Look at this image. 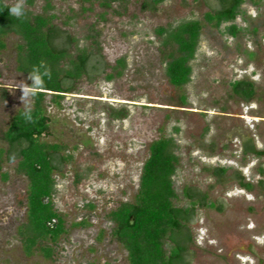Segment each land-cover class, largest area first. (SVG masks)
Instances as JSON below:
<instances>
[{
	"label": "rangeland",
	"instance_id": "1",
	"mask_svg": "<svg viewBox=\"0 0 264 264\" xmlns=\"http://www.w3.org/2000/svg\"><path fill=\"white\" fill-rule=\"evenodd\" d=\"M144 2L122 0L107 7L97 0H26L33 14L54 15L56 41L70 58L82 48L90 55L89 71L72 83V92L58 104L51 94L43 102L50 126L44 140L61 145L53 159L52 201L66 227L51 258L40 252L27 255L18 232L26 221L27 179L15 169L19 146L9 144L3 132L12 116L24 110L15 85L31 80L17 69L22 39L4 36L0 264H128L108 213L133 201L149 145L159 137H173L176 143L174 204L186 205L184 190L190 188L222 207L196 206L187 222L190 264H264V187L257 183L264 178L259 174L264 155L243 151L248 137L264 149V0H244L233 21L239 27L236 36L225 31L231 22L215 27L204 20L206 12L221 8L220 0ZM189 19L200 20L202 29L189 61L190 80L178 87L166 76L170 47L161 45L157 28ZM236 80L254 83L250 101L232 91ZM118 110L126 116L112 117ZM221 166L226 172L218 176L214 170ZM237 172L251 184L249 189L239 186ZM171 245L166 236L165 248Z\"/></svg>",
	"mask_w": 264,
	"mask_h": 264
},
{
	"label": "trees",
	"instance_id": "2",
	"mask_svg": "<svg viewBox=\"0 0 264 264\" xmlns=\"http://www.w3.org/2000/svg\"><path fill=\"white\" fill-rule=\"evenodd\" d=\"M97 1L108 7L112 2L122 0ZM160 1L162 0H145L144 3L145 6H151ZM220 2L221 8L206 12L204 20L215 27L231 22L225 26V31L231 36H236L239 27L233 21L241 12L240 7L244 0ZM11 5L6 0H0V50L5 47V35H18L22 43L18 46L17 69L28 74L33 65L43 60L52 73L51 79L45 80V86L39 89L33 98L35 122H25L22 116L24 110H18L3 132V138L9 144L19 146L15 169L27 179L26 221L18 228L24 252L27 255L40 252L44 257L51 258L54 245L66 231V227L63 217L54 208L52 201L55 191L53 171L56 168L53 159L54 154L60 151L61 145L44 140L50 132V126L43 102L44 97L51 94L52 101L58 104L66 93H71L72 83L89 71L87 65L90 55L82 48L74 58H70L66 48L56 41L58 28L51 24L53 14H33L26 8L25 17L17 19L9 14L7 7ZM46 5L48 7V2ZM201 29L202 22L197 19L183 20L174 26L157 28L161 45L170 47L165 73L168 81L174 86L180 87L190 80L192 68L189 61L194 57ZM118 63L123 66V59ZM108 77L111 78L112 74ZM231 86L232 91L243 100L252 99L255 91L252 81L236 80L231 82ZM111 115L122 118L126 116V111L118 110ZM247 142L244 143L245 153L264 155V150H257ZM175 148L173 137H159L153 140L141 168L133 201L121 202L108 213V218L114 223L112 235L126 249L128 264H190L188 243L192 237L187 222L193 219L196 206L215 207L218 210L222 208L220 204L216 205L208 200L206 194L190 188L184 190L188 203L182 206L174 204L177 192L172 176L178 161ZM3 152L0 148V168ZM225 172L226 168L222 166L214 170L218 176ZM261 172L264 174L263 170ZM236 176L241 185L251 187L250 183L242 182L243 176L240 172H237ZM81 223L73 222V225ZM166 236L172 242L168 250L164 246Z\"/></svg>",
	"mask_w": 264,
	"mask_h": 264
},
{
	"label": "clouds",
	"instance_id": "3",
	"mask_svg": "<svg viewBox=\"0 0 264 264\" xmlns=\"http://www.w3.org/2000/svg\"><path fill=\"white\" fill-rule=\"evenodd\" d=\"M11 17L21 19L26 15V0H15V2L7 7ZM52 73L46 61L41 60L37 65H33L28 72V80L32 83L28 84L26 81H19L14 88H19L21 91L20 100L22 102L24 111L22 113L23 119L27 123H34L32 100L38 94V90L45 86V80L51 79Z\"/></svg>",
	"mask_w": 264,
	"mask_h": 264
},
{
	"label": "flooded vegetation",
	"instance_id": "4",
	"mask_svg": "<svg viewBox=\"0 0 264 264\" xmlns=\"http://www.w3.org/2000/svg\"><path fill=\"white\" fill-rule=\"evenodd\" d=\"M249 140H250V141H249ZM246 141L250 142V143L254 146V148H256L255 143H254V141H253L252 138L248 137V138L246 139ZM246 141H245V142H246ZM245 142H243V151H244V143H245ZM248 142H247V143H248ZM256 149H257V148H256ZM257 150H264V149H257ZM248 153H250V152H248ZM262 170L264 171V169H263L262 167L259 168V174H260L261 176L264 175V174L261 172ZM242 182H243V183H248V182H245V181H244V178H243ZM257 183H258V185H260L261 187H264V178H260V179H258V180H257ZM238 184H239V186H240L241 188L249 189V188H246V187H244L243 185H241V184L239 183V180H238Z\"/></svg>",
	"mask_w": 264,
	"mask_h": 264
},
{
	"label": "water",
	"instance_id": "5",
	"mask_svg": "<svg viewBox=\"0 0 264 264\" xmlns=\"http://www.w3.org/2000/svg\"><path fill=\"white\" fill-rule=\"evenodd\" d=\"M132 221H133V216L130 217V222L132 223Z\"/></svg>",
	"mask_w": 264,
	"mask_h": 264
}]
</instances>
